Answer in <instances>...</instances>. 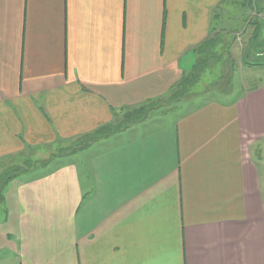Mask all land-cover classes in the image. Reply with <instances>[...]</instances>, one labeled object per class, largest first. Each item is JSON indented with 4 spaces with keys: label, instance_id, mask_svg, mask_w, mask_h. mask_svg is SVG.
<instances>
[{
    "label": "crops",
    "instance_id": "1",
    "mask_svg": "<svg viewBox=\"0 0 264 264\" xmlns=\"http://www.w3.org/2000/svg\"><path fill=\"white\" fill-rule=\"evenodd\" d=\"M229 3L0 0V264H264V0Z\"/></svg>",
    "mask_w": 264,
    "mask_h": 264
},
{
    "label": "rangeland",
    "instance_id": "2",
    "mask_svg": "<svg viewBox=\"0 0 264 264\" xmlns=\"http://www.w3.org/2000/svg\"><path fill=\"white\" fill-rule=\"evenodd\" d=\"M229 3L226 6V10H228L230 15L235 16L236 21H239V17L240 15H244L247 12H252V10H250L252 7L255 6V0H228ZM234 4V5H232ZM255 12V11H254ZM253 12V13H254ZM253 15H250L249 17V23H251V20L253 18ZM257 41H260L262 39V42L264 40V26L261 29V32L258 31L257 33ZM256 41V42H257ZM225 43V41H224ZM217 47L219 48H226V45H217L216 42H213V44H210V48H211V65H210V70L208 72H206L207 74L211 75V79L213 81H217L218 77L220 75H222V79H227L228 81H230L231 83L237 82V74L236 72H234L233 70V66H229L228 69L225 70V68L223 67V64H229V62L231 61L227 50L226 53H222V50L218 51ZM219 52L221 53L219 55ZM255 71H261L262 72V76H264V66H254ZM262 80L264 82V77H262ZM261 147H264V143L259 146L258 151H257V156H258V161L260 160L261 157H263V162H264V151L263 153H261ZM60 152H58L57 154L59 155ZM73 154V153H72ZM57 155V156H58ZM262 166V165H261ZM1 214H0V219H1Z\"/></svg>",
    "mask_w": 264,
    "mask_h": 264
},
{
    "label": "trees",
    "instance_id": "3",
    "mask_svg": "<svg viewBox=\"0 0 264 264\" xmlns=\"http://www.w3.org/2000/svg\"><path fill=\"white\" fill-rule=\"evenodd\" d=\"M213 42H216V44H217V42L218 41H216L215 39H212V41H211V44H213ZM255 65H259V64H255ZM189 78H191L192 80H193V76H191V77H189ZM85 138H82V139H80V141L77 143V144H74V145H78V146H84L83 144H82V140H84ZM89 144V143H88ZM64 152H66V151H64ZM31 167V164L30 163H28V165H26V168H30ZM21 170H23V169H21V168H19V169H16V168H14L13 170H12V172H9V173H4V174H2L1 176H0V190H1V188H2V186H4V184L6 183V181L7 180H11L13 177H16V175L19 173V172H21ZM1 196H0V208H1Z\"/></svg>",
    "mask_w": 264,
    "mask_h": 264
},
{
    "label": "built area",
    "instance_id": "4",
    "mask_svg": "<svg viewBox=\"0 0 264 264\" xmlns=\"http://www.w3.org/2000/svg\"><path fill=\"white\" fill-rule=\"evenodd\" d=\"M264 41V40H263ZM254 57L259 60H264V45L261 50L255 53Z\"/></svg>",
    "mask_w": 264,
    "mask_h": 264
}]
</instances>
